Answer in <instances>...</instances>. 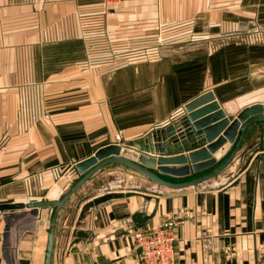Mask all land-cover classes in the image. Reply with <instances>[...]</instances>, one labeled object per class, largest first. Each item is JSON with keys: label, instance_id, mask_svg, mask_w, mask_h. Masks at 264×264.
I'll return each mask as SVG.
<instances>
[{"label": "crops", "instance_id": "crops-1", "mask_svg": "<svg viewBox=\"0 0 264 264\" xmlns=\"http://www.w3.org/2000/svg\"><path fill=\"white\" fill-rule=\"evenodd\" d=\"M103 4L0 0V203L59 199L64 168L143 140L206 93L214 100L197 110L218 103L236 117L264 106V0ZM133 171L108 164L74 194L52 264H140L133 234L168 220L180 222L171 264H264V122L197 186L169 189ZM131 173L142 186L128 184ZM106 174L117 184L101 186ZM47 211H17L7 243L0 213V264H44Z\"/></svg>", "mask_w": 264, "mask_h": 264}, {"label": "water", "instance_id": "water-1", "mask_svg": "<svg viewBox=\"0 0 264 264\" xmlns=\"http://www.w3.org/2000/svg\"><path fill=\"white\" fill-rule=\"evenodd\" d=\"M213 100V94L206 93L185 105L184 115L165 128L131 145L105 147L78 163L79 178L57 200L0 203L5 220V243L17 211L29 210L38 217L41 209L52 208L44 258V264H52L57 222L63 207L100 169L111 163L125 165L169 189L197 186L223 173L238 154L250 126L264 122V106H251L236 117L227 116L218 103L197 110ZM115 197L117 194L113 193L95 203ZM91 205L86 204L84 210Z\"/></svg>", "mask_w": 264, "mask_h": 264}, {"label": "built area", "instance_id": "built-area-1", "mask_svg": "<svg viewBox=\"0 0 264 264\" xmlns=\"http://www.w3.org/2000/svg\"><path fill=\"white\" fill-rule=\"evenodd\" d=\"M120 0H104L106 5H116ZM180 222L168 220L161 225L138 230L133 234L140 252V264H171L178 240Z\"/></svg>", "mask_w": 264, "mask_h": 264}, {"label": "rangeland", "instance_id": "rangeland-1", "mask_svg": "<svg viewBox=\"0 0 264 264\" xmlns=\"http://www.w3.org/2000/svg\"><path fill=\"white\" fill-rule=\"evenodd\" d=\"M103 6H104V8H107L108 9V7H111V6H113V5H106L105 3L103 4ZM148 50V49H147ZM115 167H121V166H118V165H114ZM104 167H106V166H104ZM103 167V168H104ZM63 171H68V181H69V183H68V187L76 180V179H78L79 178V173H78V170H77V168L75 167V166H72V165H70V166H68L67 167V169L66 168H64V170ZM103 171H107V169L106 170H103ZM113 171H116V170H113ZM134 172V171H133ZM135 173V172H134ZM134 173H131V176H134V177H136V179L133 177V178H130V177H128L130 180H131V182H129L128 181V184L129 185H132V186H137V187H139V186H142L143 185V183H141V185H139L140 183H136V182H140V180H137L138 178L137 177H139L140 179H141V177L140 176H138V174H134ZM117 175L118 174H106V176L104 177V178H102L101 179V183H99V184H102L101 186H106L107 188L110 186V185H116L117 183ZM136 175V176H135ZM128 178H126L127 180H129ZM145 179H147V178H145ZM126 180V181H127ZM147 183H154V182H152L151 180H149L148 179V181H147ZM140 188H142V187H140ZM137 189L136 191H138V190H141V189ZM131 191H135L134 189H130ZM21 200H23V199H20V198H16V199H11V200H9V201H7L8 203H12V202H23V201H21ZM42 200H48V199H46V198H43ZM25 202L24 203H28V202H33V201H26V200H24ZM0 202H3V201H1L0 200ZM6 202V201H5ZM48 209V211H47V214L46 213H44V216H45V223H44V231L46 232L47 231V229H48V224H49V220H50V216H51V211H52V208H47Z\"/></svg>", "mask_w": 264, "mask_h": 264}]
</instances>
